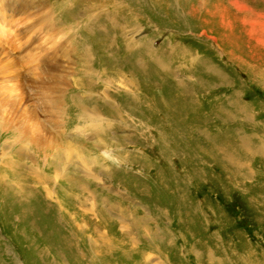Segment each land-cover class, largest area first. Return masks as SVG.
<instances>
[{
  "label": "rangeland",
  "instance_id": "obj_1",
  "mask_svg": "<svg viewBox=\"0 0 264 264\" xmlns=\"http://www.w3.org/2000/svg\"><path fill=\"white\" fill-rule=\"evenodd\" d=\"M46 1L0 0V264H264V0Z\"/></svg>",
  "mask_w": 264,
  "mask_h": 264
},
{
  "label": "bare ground",
  "instance_id": "obj_2",
  "mask_svg": "<svg viewBox=\"0 0 264 264\" xmlns=\"http://www.w3.org/2000/svg\"><path fill=\"white\" fill-rule=\"evenodd\" d=\"M39 1H41V2H43V3H41V4H39V5H36L35 7H36V10H40V9H43V10H45L46 11V9H47V1L46 0H39ZM101 1V0H100ZM105 1V0H104ZM132 1V0H131ZM143 1V0H142ZM195 2H197L198 3V5H200L199 6V10L201 9V8H204V7H206V4H207V2L206 1H208V0H194ZM231 1H234V0H231ZM102 2V1H101ZM150 2V1H149ZM180 2V1H179ZM96 3V2H95ZM143 3V2H142ZM181 4V8H178V10L176 9V12L178 11L179 13H180V15H182L183 17L185 16L184 15V13H183V10L185 9L184 7H187V5H186V3H185V1L183 0V1H181L180 2ZM234 3H236V4H238V2H233V4ZM92 4V3H91ZM173 4V3H172ZM196 4V3H195ZM236 4H234V5H236ZM179 5V6H180ZM174 6V5H173ZM34 7V8H35ZM46 7V8H45ZM127 7L126 6V4L125 5H122V8H120L121 10V12L124 14L125 13V8ZM128 8V7H127ZM135 8V7H134ZM170 8H172V6L170 5ZM96 9V8H95ZM98 9V8H97ZM115 10H116V7H115ZM193 10L196 12V11H199L198 9H196V7H194L193 8ZM111 11H112V9H111ZM106 12V11H105ZM179 13H176V15L178 16L179 15ZM109 14V13H108ZM133 14H136L135 12H133ZM180 15H179V18H180ZM104 16H105V14H104ZM107 16H109V15H107ZM95 17V16H94ZM123 17H125V16H123ZM111 18V17H110ZM125 19H126V17H125ZM128 19H131V18H129L128 17ZM14 25H15V23H14ZM14 25H12L13 27H14ZM31 25V24H30ZM15 30V29H14ZM20 32L21 33H25L24 32V29H22V30H20ZM15 35H17V33L15 34ZM39 36V35H38ZM53 37H55V35H53ZM24 39H22V41H21V43L20 44H22V43H24V42H26L27 43V45L29 46V48H34V47H36V46H32V44L34 45H37V46H41V43H37L36 41H37V34H36V38H35V41H34V39H29V37H27V36H24L23 37ZM26 38H28V40H25ZM32 41L33 43H29V41ZM53 41V40H52ZM48 42V44H47V46L48 47H50V46H52V44L53 43H55V42ZM63 46V44H61V45H58L56 48L58 49V48H60V47H62ZM47 64H49V62L47 63ZM46 65V64H45ZM20 88V87H19ZM4 90V89H3ZM5 108V107H4ZM7 108V107H6ZM3 108H0V115L3 113ZM8 111V110H7ZM31 113H33V111L32 110H29V111H25V113H23V114H20V115H18L17 117L18 118H26V117H28V116H30V115H32ZM35 115V114H34ZM10 118V117H9ZM11 119V118H10ZM35 120V119H34ZM37 120V119H36ZM1 121V120H0ZM21 121H23V119H21ZM31 124H30V127H31V129L32 130H30V132H28V133H31V136L30 137H34L32 140L34 141V142H36L35 144L37 145H39L40 143H39V141H38V136L39 135H37L35 132H36V130L35 131H33V129H37V127H38V129L40 130V128H41V125H39L40 124V122H30ZM24 125H26V124H24ZM14 128V127H13ZM2 129V128H1ZM29 129V128H28ZM8 131V130H7ZM17 131H19V133H21L22 132V130H17ZM50 131V130H49ZM40 132V131H39ZM38 132V133H39ZM23 133V132H22ZM26 134H27V136H28V133H27V131L25 132ZM25 137V136H24ZM30 137H29V140H30ZM42 136H40L39 137V139L41 138ZM27 138V137H26ZM46 139V138H45ZM45 139H40V140H42V141H44ZM28 141V140H27ZM19 143H21V142H19ZM23 144V143H22ZM45 144H46V141H45ZM39 146H41V144L39 145ZM22 148H23V150L25 149V145L23 144V145H21V147H18V149L16 148L15 149V151H17V153L19 152L20 154H22ZM59 152V151H58ZM57 154V153H56ZM8 155V154H7ZM6 164L10 167V168H12V169H14L15 170V168L18 166V165H22V164H20V162H19V159H16L15 157H14V155L13 156H11L10 158L9 157H7L6 158ZM55 164H56V169H55V176L58 174V176L62 173V169H59L58 168V162L57 161H55ZM52 165H54V161H52ZM7 166V167H8ZM61 167H62V164L60 165ZM9 168V169H10ZM11 170V169H10ZM60 171V172H59ZM35 174L36 175H38L39 176V178L40 179H44L46 182L48 181V180H50L51 178L47 175H45V176H43V178H42V175H41V173L39 174H37V171H36V169H35ZM54 176V177H55ZM38 178V177H37ZM49 182V181H48Z\"/></svg>",
  "mask_w": 264,
  "mask_h": 264
}]
</instances>
